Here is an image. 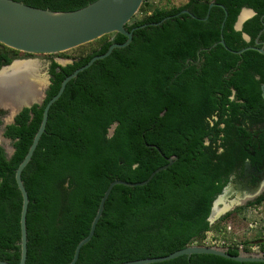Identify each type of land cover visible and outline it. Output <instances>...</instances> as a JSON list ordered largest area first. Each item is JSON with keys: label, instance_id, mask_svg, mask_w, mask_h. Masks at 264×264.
I'll use <instances>...</instances> for the list:
<instances>
[{"label": "trees", "instance_id": "1", "mask_svg": "<svg viewBox=\"0 0 264 264\" xmlns=\"http://www.w3.org/2000/svg\"><path fill=\"white\" fill-rule=\"evenodd\" d=\"M15 1L67 12L96 0ZM243 8L257 15L237 31ZM209 9L208 20H200ZM184 10L197 19L181 14ZM224 21L229 49L263 47L264 0H188L172 8L144 0L126 26L128 31L136 29L131 44L115 49L68 83L51 107L46 131L22 173L30 199L26 264H69L89 234L109 185L115 180L143 182L173 156L178 160L149 184L113 188L94 237L82 247L76 264L164 257L201 244L209 231L222 233L228 226L224 223L244 211L239 208L214 225L209 222L226 183L222 175L231 169L230 155L238 147L233 145V132L244 133L246 129L238 126L241 120L261 115L264 107V55L256 50L241 55L228 51L220 43ZM243 34L250 36V42ZM126 40L119 33L106 35L67 66L52 59L44 104L24 109L6 126L4 136L11 140L14 153L9 158L0 145V260L20 261L23 198L16 170L39 130L46 104L67 76ZM20 55L0 44V69ZM5 114L0 110V127ZM214 117L218 120L211 127ZM148 145L159 147L165 157ZM219 146L224 153L217 154ZM263 202L264 195L250 205ZM259 242L264 249V232ZM229 252L238 255L241 250L229 247ZM154 264L264 263L192 255Z\"/></svg>", "mask_w": 264, "mask_h": 264}, {"label": "water", "instance_id": "2", "mask_svg": "<svg viewBox=\"0 0 264 264\" xmlns=\"http://www.w3.org/2000/svg\"><path fill=\"white\" fill-rule=\"evenodd\" d=\"M143 3L144 0H96L95 2L78 10L65 12L41 9L15 0H0V44L12 50L18 51L21 54L29 56L61 54L94 42L106 35L113 33L122 34L127 38L124 43L112 44L106 53L93 57L86 65L75 70L71 75L67 76L62 82L59 92L46 104L44 108L43 118L39 130L33 139L27 155L16 170V182L23 198L20 219L21 238L19 242L21 248V257L19 263L17 264H26L28 258L27 214L30 199L22 180V173L31 162L38 144L46 131L50 109L62 97L68 83L73 79H76L81 72L89 69L96 61L109 57L115 49L125 48L131 44L133 40V32L136 29L128 31L126 26L137 15ZM213 6L214 3L210 5V9ZM222 7L224 8L227 17L228 11L224 6ZM210 9L207 16L200 20H208L210 16ZM181 14H189L193 18L197 19V17L194 16L189 10H184L181 12ZM256 15L257 12L253 9L243 8L235 24V29L237 31H242L244 24ZM165 20L166 19L154 25L162 24ZM225 21L222 26L220 43L228 51L241 55L247 50H256L264 55V46L246 47L240 51H232L229 49L226 46L223 36ZM143 27H145V25L141 28ZM243 38L247 42H250L251 40L250 36L247 34H243ZM58 63L61 66H67L68 64L74 63V61ZM28 65H36V67L32 71H25L24 74L15 75L17 72H21V68ZM5 77H7L6 80H4ZM0 80H2L4 86L11 87L3 91L0 90V109L2 110H6L4 106H6L5 104L8 102L7 99H12L16 94L15 91L18 90L19 87L24 84L37 86L38 94L35 97L27 99L20 107L14 108L15 117L19 115L24 109H31L35 105L41 106L44 104L46 97V87L50 85L49 63L44 64L40 60L28 57H18L9 65H5L0 69ZM40 85H42V88ZM7 93L13 97L7 96ZM148 146L156 148L162 154L159 147L155 145ZM165 159L168 163L155 170L151 176L143 182L132 183L122 180H115L109 185L101 199L98 211L92 221L89 234L79 242L75 249L74 257L69 264L77 263L82 247L88 244L94 237L97 225L103 215L106 201L108 200L113 188L117 185L141 187L149 184L158 173L167 170L171 165H173L174 162L178 160V157L173 156ZM235 204L240 205V203H226L224 198H218L215 200L212 206L211 214L209 216L210 224H215L223 215L229 212ZM192 255H213L240 263H264V253H247L241 251L238 255H232L227 248L191 245L164 257L146 258L121 264H154L173 260L181 256L190 257ZM0 264L12 263L0 260Z\"/></svg>", "mask_w": 264, "mask_h": 264}, {"label": "flooded vegetation", "instance_id": "3", "mask_svg": "<svg viewBox=\"0 0 264 264\" xmlns=\"http://www.w3.org/2000/svg\"><path fill=\"white\" fill-rule=\"evenodd\" d=\"M261 43V41H257L258 45ZM262 44L264 46V43ZM25 57L30 56L25 55ZM50 65L51 62H49V75ZM263 86L264 85H262L261 90L264 101ZM261 109H263L261 110V115L253 117L251 120H241V125L238 126H242L246 129L244 133H237L236 131L233 132V138L231 139H233V145H238V147H236L234 152L230 155L232 166L230 170L225 171L224 175H222V178L226 180V183L216 200L218 198H224L226 203H240V205L235 204L234 207L221 218L225 217L228 213L238 210L239 208H244V210L251 208L254 209L259 208L262 204H264L263 202L261 205H250L251 203L258 201V199L264 195V107ZM3 111H5L6 114L8 112L11 113L9 110ZM163 115L164 113L162 116ZM4 116L1 118L2 122ZM17 116H12V123L10 124L15 122ZM217 120V117L211 119V127H214ZM10 124H2L1 127L4 129L3 133L6 126ZM223 127V124L220 125V128ZM222 136L224 135L220 134V137ZM205 144H209V139H205ZM217 144H221V140H218ZM216 152L217 154H220L224 153L225 150L223 147L219 146Z\"/></svg>", "mask_w": 264, "mask_h": 264}, {"label": "rangeland", "instance_id": "4", "mask_svg": "<svg viewBox=\"0 0 264 264\" xmlns=\"http://www.w3.org/2000/svg\"><path fill=\"white\" fill-rule=\"evenodd\" d=\"M153 5L159 8H172L179 7L187 3L188 0H149ZM140 17V16H139ZM97 41V40H96ZM91 42V43H95ZM86 44L76 49L69 50L67 52L56 54V55H35L28 58L40 60L44 64H48L51 60L57 62H71L73 59L79 57L82 52L88 51L93 48V44ZM21 58L25 57V54L20 55ZM48 86L46 87L47 90ZM8 112V111H7ZM12 113H7L4 116L3 124L7 125L12 121ZM3 127H0V145L4 147L8 157L13 154V145L10 139L4 137ZM113 130H111L112 132ZM231 221V223H228ZM227 223L228 226L232 227V233H238L236 236L238 240L248 241L250 244H259L260 235L264 232V204L259 208L246 209L240 214H235ZM227 226V227H228ZM223 227V226H222Z\"/></svg>", "mask_w": 264, "mask_h": 264}, {"label": "built area", "instance_id": "5", "mask_svg": "<svg viewBox=\"0 0 264 264\" xmlns=\"http://www.w3.org/2000/svg\"><path fill=\"white\" fill-rule=\"evenodd\" d=\"M227 235L229 237L236 236L238 233H232V227L228 226L226 230H224L222 233H217L215 231H209L206 233L204 239L202 240L201 246H216V247H222L227 248L229 247H237L241 251L244 250V248L250 249L252 253H264V249H262V246L260 244H246V242H241V240H238L237 238H227L224 235Z\"/></svg>", "mask_w": 264, "mask_h": 264}, {"label": "bare ground", "instance_id": "6", "mask_svg": "<svg viewBox=\"0 0 264 264\" xmlns=\"http://www.w3.org/2000/svg\"><path fill=\"white\" fill-rule=\"evenodd\" d=\"M35 67H36V65L25 66V67L21 68V72H17L15 75L24 74L25 71H32ZM6 78L7 77H5L4 80H6ZM40 86L42 88V85H40ZM8 88H11V87L10 86H8V87L4 86L2 80H0V90L3 91V90H6ZM15 92H16V94L14 95V97L11 96L9 93H7L8 95L6 94L7 96H11L13 98L9 99V100L7 99L8 102L5 104L6 106H4L6 108V110H9L10 112H12L13 116L15 113L14 108L20 107L24 101H26L27 99L33 98L38 94L37 93V86L31 85V84L30 85L24 84L21 87H19V89L16 90Z\"/></svg>", "mask_w": 264, "mask_h": 264}]
</instances>
